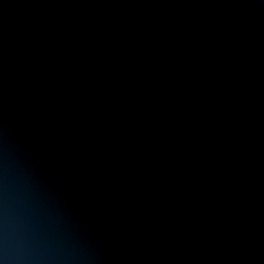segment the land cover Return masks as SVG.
Listing matches in <instances>:
<instances>
[{"label":"water","instance_id":"95a60500","mask_svg":"<svg viewBox=\"0 0 264 264\" xmlns=\"http://www.w3.org/2000/svg\"><path fill=\"white\" fill-rule=\"evenodd\" d=\"M0 264H264V0H0Z\"/></svg>","mask_w":264,"mask_h":264}]
</instances>
